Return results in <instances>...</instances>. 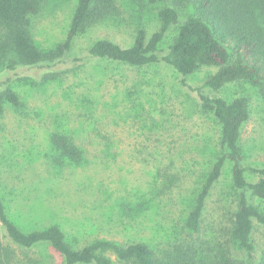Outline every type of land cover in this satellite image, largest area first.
Returning <instances> with one entry per match:
<instances>
[{"label":"rangeland","instance_id":"1","mask_svg":"<svg viewBox=\"0 0 264 264\" xmlns=\"http://www.w3.org/2000/svg\"><path fill=\"white\" fill-rule=\"evenodd\" d=\"M77 2L41 4L30 18L40 48L53 49L66 39ZM125 8V21L91 28L77 41L76 52L84 56L99 38L131 46L138 12L129 4ZM144 23L149 35L159 29L155 13H148ZM173 39L172 34L162 45L163 55ZM3 56L0 88L10 78L23 102L21 111L8 107L0 120V190L9 197L17 225L27 233L60 225L75 248L106 239L144 242L159 252L184 239L198 186L218 156L220 126L203 112L195 91L217 68L184 77L165 62L141 69L92 62L48 82L34 69H19L16 75L6 71ZM215 95L249 99L251 118L242 148L246 177L255 182L262 176L253 170L264 168V97L247 83L231 84ZM58 125L70 128L86 151L81 167L49 164L48 138ZM231 168L228 163L208 200L201 241L230 226L236 195ZM164 175L176 177L172 189ZM255 237L264 249V229ZM0 239L14 250L13 264H64L48 245L32 250L15 245L1 226Z\"/></svg>","mask_w":264,"mask_h":264},{"label":"trees","instance_id":"2","mask_svg":"<svg viewBox=\"0 0 264 264\" xmlns=\"http://www.w3.org/2000/svg\"><path fill=\"white\" fill-rule=\"evenodd\" d=\"M45 1L0 0V54L5 55L6 71L16 75L19 69L30 73L34 69L37 78L49 82L92 62L138 69L165 62L184 77L202 68H217L195 91L203 112L213 115L220 126L218 156L185 218V238L164 251L157 252L144 242L121 244L106 239L75 248L57 224L27 233L11 218L9 197L0 190V226L11 242L25 250L48 245L64 264H264V249L255 237L258 229H264V168L253 170L262 177L248 181L242 148L243 129L251 118L250 102L246 96L229 100L215 95L231 84L247 83L264 97V0H78L66 39L47 50L37 45L30 29V18ZM127 4L138 12L131 46L99 38L84 56L76 52L77 41L91 28L125 21ZM148 13H155L159 22L152 35L144 23ZM172 34L173 43L163 55L161 47ZM8 107L23 109L10 78L0 88V120ZM48 144L46 157L55 168H78L87 161L86 151L70 128L56 126ZM228 163L236 193L230 226L223 234L201 241L208 200ZM164 180L172 189L176 177L164 175ZM14 256V250L0 239V264H13Z\"/></svg>","mask_w":264,"mask_h":264}]
</instances>
